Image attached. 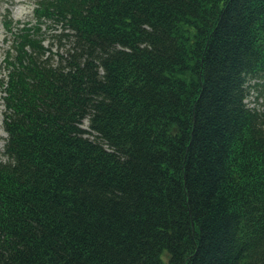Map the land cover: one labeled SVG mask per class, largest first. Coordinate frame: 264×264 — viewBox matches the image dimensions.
I'll return each mask as SVG.
<instances>
[{
	"label": "trees",
	"instance_id": "trees-1",
	"mask_svg": "<svg viewBox=\"0 0 264 264\" xmlns=\"http://www.w3.org/2000/svg\"><path fill=\"white\" fill-rule=\"evenodd\" d=\"M35 5L2 23L0 264H264V0Z\"/></svg>",
	"mask_w": 264,
	"mask_h": 264
},
{
	"label": "rangeland",
	"instance_id": "rangeland-1",
	"mask_svg": "<svg viewBox=\"0 0 264 264\" xmlns=\"http://www.w3.org/2000/svg\"><path fill=\"white\" fill-rule=\"evenodd\" d=\"M36 0H0V152L3 151L5 142H6V133L2 127V114L4 111L3 106V97H4V87L2 83L6 81V69L3 59L6 51L9 50L13 35L5 32V29L2 26L3 20H10L12 23V32L14 33L16 29L21 28L25 23L33 22L34 15L33 10L36 7ZM5 17V18H4ZM48 25V24H47ZM52 32H46V40L44 44L46 46L52 41L51 35ZM53 50H56L55 47ZM258 90L254 88L251 90L245 103L250 109H256L259 112L264 111V99L259 96ZM83 128L87 129V121L84 122ZM4 132V133H3ZM5 134V136H3Z\"/></svg>",
	"mask_w": 264,
	"mask_h": 264
},
{
	"label": "bare ground",
	"instance_id": "bare-ground-1",
	"mask_svg": "<svg viewBox=\"0 0 264 264\" xmlns=\"http://www.w3.org/2000/svg\"><path fill=\"white\" fill-rule=\"evenodd\" d=\"M4 133V132H3ZM3 136H5V134H3Z\"/></svg>",
	"mask_w": 264,
	"mask_h": 264
}]
</instances>
